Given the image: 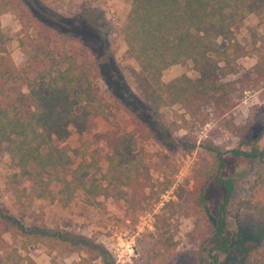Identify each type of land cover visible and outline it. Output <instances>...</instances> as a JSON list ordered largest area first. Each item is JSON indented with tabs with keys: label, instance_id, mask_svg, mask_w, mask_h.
<instances>
[{
	"label": "trees",
	"instance_id": "1",
	"mask_svg": "<svg viewBox=\"0 0 264 264\" xmlns=\"http://www.w3.org/2000/svg\"><path fill=\"white\" fill-rule=\"evenodd\" d=\"M36 1L49 12L66 4V0ZM127 1L130 8L119 33L127 57L136 65L127 70L143 107L157 111L178 106L188 117L201 118L203 106L210 104L224 130L236 134L238 127L227 113L234 107L232 96L238 90V81L224 79L239 73L238 61L251 56V51L237 41L234 28L253 15L254 26L249 32L255 45L256 30L264 26V0ZM11 12L21 26L15 34L1 25ZM28 12L16 0H0V158L9 160V172L2 181L19 216L30 213L40 200L68 207L77 194L87 207L104 209L101 199L115 197L125 203L126 215L147 210L168 191L172 181L167 175L154 180L148 162L134 153L132 143L139 133L137 129L122 131L113 140L105 168L100 167L97 151L87 136L96 118L113 122L116 106L95 93L99 65L85 45L74 42L72 34L56 30L30 8ZM13 39L23 57L20 65L8 49ZM219 39L224 40L223 48L219 47ZM187 64H191L197 78L182 74L164 80L171 67ZM164 130L166 127L161 136L165 139ZM72 133L78 136L77 146H57ZM232 152L247 156L240 150ZM223 168L222 153L209 143L193 171L189 196L205 217L204 188L211 179L225 187L219 208L222 222L214 234L216 249L225 256L231 253L233 243L225 235L224 216L227 206L234 204L236 190L230 179L217 175ZM181 199L177 195V201L165 202L164 208L171 207L169 213L156 215L155 234L150 237L144 264H165L174 256L178 241L170 220ZM236 207L264 221V167L254 173L247 196ZM5 224H10L9 231ZM239 231L236 233L245 234ZM9 234L18 238V245L5 241ZM263 236L264 226L238 264H264V258L251 256L262 245ZM30 247L46 255L60 249L115 264L111 254L90 238L74 231L37 226L30 229L0 208V264H36L29 254ZM212 264H219L216 254Z\"/></svg>",
	"mask_w": 264,
	"mask_h": 264
},
{
	"label": "rangeland",
	"instance_id": "2",
	"mask_svg": "<svg viewBox=\"0 0 264 264\" xmlns=\"http://www.w3.org/2000/svg\"><path fill=\"white\" fill-rule=\"evenodd\" d=\"M16 1L22 9L28 12L30 8L56 30L72 34L74 42L85 45L94 55L100 68L95 93L116 106L113 122L96 118L87 136L92 149L97 151L100 167L105 168V158L113 140L122 131L130 133L137 129L139 135L135 134L132 143L134 153L142 155L148 162L154 180H161L163 175H167L172 185L157 203L137 214L126 215L125 203L115 197L102 198L104 209H96L84 206L77 194L68 207L48 200L36 201L33 210L22 217L11 194L4 191L2 177L9 172V160L3 157L0 158L2 211L20 219L30 229L37 226L74 231L90 238L111 254L115 264L118 263L110 252L112 245L126 246L130 242L137 257L123 264H144L150 237L155 234L156 215L168 214L171 207L166 209L163 204L169 200L177 201V195H181V202L175 208L177 213L170 220L178 247L165 264H212L215 254L219 264H238L243 252L254 246L257 231L264 226L262 218L236 207V203L247 196L254 173L264 167V26L256 30L255 45L249 32V27L254 26L253 15L234 28L237 41L251 51V56L238 61V74L224 79L238 81V90L232 96L234 107L227 113V117H231L238 127L237 133L231 134L224 130L221 119L212 113L210 104L203 106L201 118L188 117L178 106L162 107L157 111H148L143 107L127 70L128 66L136 65L127 57L126 45L119 33L130 8L127 0H66V4L54 12L47 11L36 0ZM1 25L10 28L13 34L21 28L13 12L2 19ZM218 44L223 48L224 40L219 39ZM8 49L20 65L23 57L17 41L11 40ZM182 74L193 79L198 76L191 64L176 65L164 74V80L169 81ZM164 127L165 139L161 136ZM77 141L78 136L72 133L67 140L56 144L75 147ZM209 143L222 153L224 168L217 175L230 179L236 190L234 204L228 205L223 215L225 235L233 243L231 253L225 256L216 249L218 243L214 240L216 227L222 222L219 208L224 201L225 187L215 184L212 179L208 182L203 190L205 217L198 212L189 196L193 171L200 164L204 148ZM233 150H240L247 156L235 155ZM209 217L214 219L215 225L210 223ZM5 228L9 231L10 224H5ZM238 230H244L245 234H237ZM5 241L18 245V238L12 234L7 235ZM29 249L30 256L40 264H103L98 257L85 254L57 249L46 255L33 247ZM251 256L264 258V241Z\"/></svg>",
	"mask_w": 264,
	"mask_h": 264
},
{
	"label": "built area",
	"instance_id": "3",
	"mask_svg": "<svg viewBox=\"0 0 264 264\" xmlns=\"http://www.w3.org/2000/svg\"><path fill=\"white\" fill-rule=\"evenodd\" d=\"M110 252H112L118 264H123V262L129 261L132 258L137 257L133 245L130 244V242H127L126 246L122 244L114 243L110 249Z\"/></svg>",
	"mask_w": 264,
	"mask_h": 264
},
{
	"label": "water",
	"instance_id": "4",
	"mask_svg": "<svg viewBox=\"0 0 264 264\" xmlns=\"http://www.w3.org/2000/svg\"><path fill=\"white\" fill-rule=\"evenodd\" d=\"M209 219L211 220L212 224L215 225V221L212 217H209Z\"/></svg>",
	"mask_w": 264,
	"mask_h": 264
},
{
	"label": "crops",
	"instance_id": "5",
	"mask_svg": "<svg viewBox=\"0 0 264 264\" xmlns=\"http://www.w3.org/2000/svg\"><path fill=\"white\" fill-rule=\"evenodd\" d=\"M35 262H36V264H40L39 262H38V260H34Z\"/></svg>",
	"mask_w": 264,
	"mask_h": 264
}]
</instances>
